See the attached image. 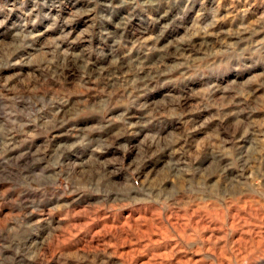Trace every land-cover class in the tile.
<instances>
[{
  "label": "rangeland",
  "instance_id": "rangeland-1",
  "mask_svg": "<svg viewBox=\"0 0 264 264\" xmlns=\"http://www.w3.org/2000/svg\"><path fill=\"white\" fill-rule=\"evenodd\" d=\"M0 264H264V0H0Z\"/></svg>",
  "mask_w": 264,
  "mask_h": 264
},
{
  "label": "bare ground",
  "instance_id": "bare-ground-1",
  "mask_svg": "<svg viewBox=\"0 0 264 264\" xmlns=\"http://www.w3.org/2000/svg\"><path fill=\"white\" fill-rule=\"evenodd\" d=\"M184 229V228H183ZM184 236V235H183Z\"/></svg>",
  "mask_w": 264,
  "mask_h": 264
}]
</instances>
